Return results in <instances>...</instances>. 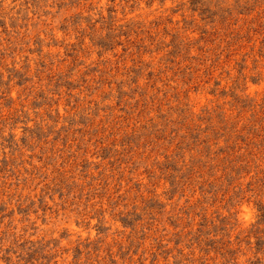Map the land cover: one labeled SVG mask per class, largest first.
<instances>
[{"label":"rangeland","instance_id":"374dc122","mask_svg":"<svg viewBox=\"0 0 264 264\" xmlns=\"http://www.w3.org/2000/svg\"><path fill=\"white\" fill-rule=\"evenodd\" d=\"M0 264H264V0H0Z\"/></svg>","mask_w":264,"mask_h":264}]
</instances>
